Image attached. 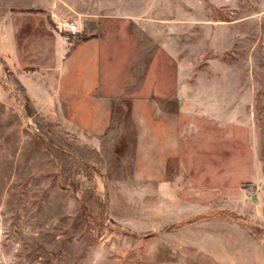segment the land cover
<instances>
[{
  "label": "rangeland",
  "instance_id": "rangeland-1",
  "mask_svg": "<svg viewBox=\"0 0 264 264\" xmlns=\"http://www.w3.org/2000/svg\"><path fill=\"white\" fill-rule=\"evenodd\" d=\"M65 21L130 56L108 128L30 65ZM0 264H264V0H0Z\"/></svg>",
  "mask_w": 264,
  "mask_h": 264
},
{
  "label": "crops",
  "instance_id": "crops-1",
  "mask_svg": "<svg viewBox=\"0 0 264 264\" xmlns=\"http://www.w3.org/2000/svg\"><path fill=\"white\" fill-rule=\"evenodd\" d=\"M47 31V39L45 37L44 41L48 48V55L43 58V61L35 60L30 62V65L36 67L35 72L52 74L53 78L51 79L56 81L52 91L57 96L67 98V101L70 98H82L89 101L90 111L100 114L92 122V128L94 126L95 128H108L111 119L109 100L118 88L123 89L122 81L125 74L124 69H114L112 66L114 64L129 65L128 52L126 53L127 58L119 59L120 56H123L124 50L117 53V50L111 46V38L108 35L106 37L99 35L100 28L98 26L91 35H88L89 39H81L72 46L65 44L60 34L52 33L50 29ZM126 73H129L128 69ZM158 93L157 90L154 91V97L150 101L136 102L134 106V108L137 106L139 113V143L143 146L141 152H146V146L154 142L155 145H166L167 152L172 155L173 149L178 150L177 129L175 132L168 131L172 128L171 124H166L162 120V114L168 109L170 98H160ZM151 111L155 114L152 118L149 115ZM159 133L161 136L158 135ZM169 158L168 156L167 161ZM162 163L161 160H156L155 168H163Z\"/></svg>",
  "mask_w": 264,
  "mask_h": 264
},
{
  "label": "built area",
  "instance_id": "built-area-1",
  "mask_svg": "<svg viewBox=\"0 0 264 264\" xmlns=\"http://www.w3.org/2000/svg\"><path fill=\"white\" fill-rule=\"evenodd\" d=\"M57 29L62 40L68 44L75 42L79 38L81 29L78 23L65 21L57 24Z\"/></svg>",
  "mask_w": 264,
  "mask_h": 264
},
{
  "label": "trees",
  "instance_id": "trees-1",
  "mask_svg": "<svg viewBox=\"0 0 264 264\" xmlns=\"http://www.w3.org/2000/svg\"><path fill=\"white\" fill-rule=\"evenodd\" d=\"M90 37H83L84 40L89 39Z\"/></svg>",
  "mask_w": 264,
  "mask_h": 264
}]
</instances>
